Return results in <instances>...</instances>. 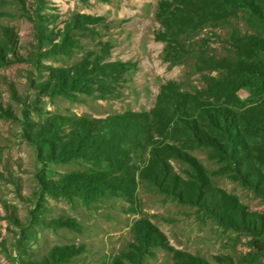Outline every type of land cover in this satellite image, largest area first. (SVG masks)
I'll return each mask as SVG.
<instances>
[{
    "label": "rangeland",
    "instance_id": "374dc122",
    "mask_svg": "<svg viewBox=\"0 0 264 264\" xmlns=\"http://www.w3.org/2000/svg\"><path fill=\"white\" fill-rule=\"evenodd\" d=\"M261 227L264 0H0V264H264Z\"/></svg>",
    "mask_w": 264,
    "mask_h": 264
},
{
    "label": "trees",
    "instance_id": "16d2710c",
    "mask_svg": "<svg viewBox=\"0 0 264 264\" xmlns=\"http://www.w3.org/2000/svg\"><path fill=\"white\" fill-rule=\"evenodd\" d=\"M221 117L219 114L216 115V118L219 119ZM84 136V132H82ZM72 137L66 141V143L58 142L55 144L57 149L53 152V155L61 158L63 155L70 153V152H76L83 150L82 149V141L84 140V137H81L80 133L74 132L71 133ZM87 148V147H85ZM87 150V149H84ZM248 158V157H247ZM246 157L244 159L248 160ZM117 177L113 176L112 173L109 172H92V173H78V174H71L66 176L65 178L61 179L59 181V186L61 189H75L78 191H81L85 194H99L103 193L105 190H110L113 188H116L119 183L117 182ZM259 174L254 173L253 171H248L246 175V180L251 182L253 180H258ZM263 184V182H260ZM258 188H263L261 185ZM204 194L198 196V198H202ZM205 198V197H204ZM223 204L220 205L219 210L222 213L223 216H226L227 220H230V222H233V224H236L235 222H240L244 225H254L255 226V220L252 219V217H245V213L243 214L238 206H236L235 202L233 201H227L224 198L222 199ZM252 222V223H251ZM263 226V223H261ZM264 230V227H261ZM119 264V263H116Z\"/></svg>",
    "mask_w": 264,
    "mask_h": 264
}]
</instances>
